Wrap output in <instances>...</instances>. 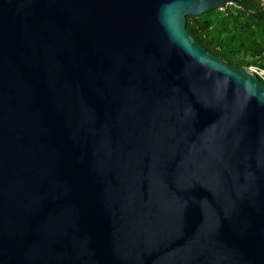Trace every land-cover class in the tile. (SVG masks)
I'll return each instance as SVG.
<instances>
[{
	"label": "water",
	"instance_id": "1",
	"mask_svg": "<svg viewBox=\"0 0 264 264\" xmlns=\"http://www.w3.org/2000/svg\"><path fill=\"white\" fill-rule=\"evenodd\" d=\"M232 0H0V264H264V83L187 29Z\"/></svg>",
	"mask_w": 264,
	"mask_h": 264
},
{
	"label": "trees",
	"instance_id": "2",
	"mask_svg": "<svg viewBox=\"0 0 264 264\" xmlns=\"http://www.w3.org/2000/svg\"><path fill=\"white\" fill-rule=\"evenodd\" d=\"M232 1L225 10L189 15L187 29L212 55L235 66L264 70V7L259 0Z\"/></svg>",
	"mask_w": 264,
	"mask_h": 264
},
{
	"label": "built area",
	"instance_id": "3",
	"mask_svg": "<svg viewBox=\"0 0 264 264\" xmlns=\"http://www.w3.org/2000/svg\"><path fill=\"white\" fill-rule=\"evenodd\" d=\"M259 1H260L261 5L264 7V0H259ZM233 3H234V2L231 1V2H229L225 7L220 8V9H221V10H225V9L227 8V6L232 5ZM248 69H249L252 73H254L255 75H260V76H262V77L264 78V70H263V69H261V68H259V67H257V66H250Z\"/></svg>",
	"mask_w": 264,
	"mask_h": 264
}]
</instances>
